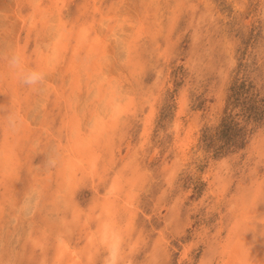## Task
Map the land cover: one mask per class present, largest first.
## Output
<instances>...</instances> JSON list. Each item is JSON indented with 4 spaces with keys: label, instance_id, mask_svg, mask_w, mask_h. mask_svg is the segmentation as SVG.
<instances>
[{
    "label": "rangeland",
    "instance_id": "obj_1",
    "mask_svg": "<svg viewBox=\"0 0 264 264\" xmlns=\"http://www.w3.org/2000/svg\"><path fill=\"white\" fill-rule=\"evenodd\" d=\"M27 1L0 0V264H55L60 233L81 254L76 264H106L95 233L110 198L118 264H225L237 231L245 256L264 255V0ZM17 48L30 67L45 63L40 85L9 71ZM81 139L97 155L94 172L67 162ZM87 233L98 239L94 256L82 252Z\"/></svg>",
    "mask_w": 264,
    "mask_h": 264
},
{
    "label": "bare ground",
    "instance_id": "obj_2",
    "mask_svg": "<svg viewBox=\"0 0 264 264\" xmlns=\"http://www.w3.org/2000/svg\"><path fill=\"white\" fill-rule=\"evenodd\" d=\"M31 1V0H30ZM57 1V0H56ZM115 0H113V2L112 3H115L114 2ZM159 1H161V0H159ZM27 2H29V0L27 1ZM33 2V1H32ZM157 2V1H156ZM50 3H51V1H50ZM64 3V2H63ZM92 3V2H91ZM117 3V2H116ZM126 3V2H125ZM158 3V2H157ZM180 3H182V1L180 2ZM52 4V3H51ZM49 5V4H48ZM60 5V4H59ZM100 5H101V2H100ZM99 5V6H100ZM117 5V4H116ZM119 6H120V4H118ZM174 5V4H173ZM30 6H32V7H34L33 5H30ZM114 6V5H113ZM180 6V5H179ZM31 7V8H32ZM58 7V6H57ZM60 7V6H59ZM108 7H109V5H108ZM38 8V7H37ZM44 8V7H43ZM46 8V7H45ZM98 9H100V8H98ZM103 9V8H102ZM101 9V10H102ZM112 9H113V7H112ZM161 9V8H160ZM115 10V9H114ZM16 11V10H15ZM31 11V10H30ZM40 11V10H39ZM38 11V12H39ZM48 11H50V10H48ZM51 11H52V9H51ZM97 11V10H96ZM33 12V11H32ZM31 12V13H32ZM38 12H35V13H38ZM42 12V11H41ZM104 12V11H103ZM113 12V11H112ZM116 12V11H115ZM160 12V11H159ZM19 13V12H18ZM24 13V12H23ZM26 13V12H25ZM34 13V14H35ZM96 13V12H95ZM107 13V12H106ZM158 13V12H157ZM22 14V13H21ZM20 14V15H21ZM42 14H44L43 12H42ZM52 14V13H51ZM54 14V13H53ZM104 14V13H103ZM109 14V13H108ZM116 14V13H115ZM118 14V13H117ZM156 14V13H155ZM14 15V14H13ZM27 15V14H26ZM25 15V16H26ZM56 15V14H55ZM93 15V14H92ZM95 15V14H94ZM94 15H93V17H94ZM35 16V15H34ZM36 16H39V15H36ZM40 16H41V14H40ZM51 16V15H50ZM109 16V15H108ZM155 16V15H154ZM160 16V15H159ZM51 17H53V16H51ZM50 17V18H51ZM102 17H103V15H102ZM157 17V16H156ZM42 18V17H41ZM56 18V17H55ZM54 18V19H55ZM107 18V17H106ZM111 18V17H110ZM109 18V19H110ZM139 18V17H138ZM18 19V18H17ZM21 18H19V20H20ZM30 19V18H29ZM38 19V18H37ZM44 17H43V22H44ZM103 19V18H102ZM25 20V19H24ZM82 20V19H81ZM85 20V19H84ZM126 20V19H125ZM18 21V20H17ZM21 21V20H20ZM36 21V20H35ZM51 21H52V19H51ZM50 20H49V22L50 23H52ZM57 21V20H56ZM58 21H59V19H58ZM74 21H75V19H74ZM89 22V21H88ZM112 22V21H111ZM38 23V22H37ZM46 22H44V24H45ZM57 22H55V24H56ZM59 23H60V21H59ZM91 23V22H90ZM96 23V22H95ZM120 23V22H119ZM158 23V22H157ZM169 23V22H168ZM44 24H41L42 26L44 25ZM54 24V23H53ZM86 24V23H85ZM121 24H122V22H121ZM22 25V24H21ZM40 25V26H41ZM63 25V24H62ZM90 25V24H89ZM105 25V24H104ZM109 25H110V28L109 29H111V24L109 23ZM158 25V24H157ZM25 26H26V24H25ZM28 26V25H27ZM42 26H41V28H42ZM52 26V25H51ZM54 26V25H53ZM70 26V25H69ZM102 26V25H101ZM113 26V25H112ZM122 26H123V24H122ZM121 26V27H122ZM145 26V25H144ZM2 27V26H1ZM5 27V26H4ZM9 27V26H8ZM23 27V26H22ZM45 27V26H44ZM62 27V26H61ZM68 27V26H67ZM67 27H65V28H67ZM89 27V26H88ZM98 27V26H97ZM102 27H105V26H102ZM109 26H107V28H108ZM168 27V26H167ZM169 27H170V25H169ZM12 28V27H11ZM26 28V27H25ZM39 28V27H38ZM60 28V27H59ZM96 28V27H95ZM106 28V27H105ZM105 28H103V29H105ZM120 28V27H119ZM123 28V27H122ZM1 29V28H0ZM6 29V28H5ZM9 29V28H8ZM43 29V28H42ZM42 29H40V30H42ZM79 29V28H78ZM82 29V28H81ZM11 30V29H10ZM10 30H8V32L10 31ZM12 30H13V28H12ZM44 30V29H43ZM46 30H47V28H46ZM77 30V29H76ZM83 30V29H82ZM92 30V29H91ZM122 30V29H121ZM120 30V31H121ZM169 30V29H168ZM37 31V30H36ZM50 31V30H49ZM69 31V30H68ZM99 31V30H98ZM97 31V32H98ZM110 31H112V30H110ZM110 31L108 32V33H110ZM138 31H140V30H138ZM3 32V31H2ZM15 32V31H14ZM29 32V31H28ZM46 32V31H45ZM57 32H58V30H57ZM76 32V31H75ZM78 32V31H77ZM90 32V31H89ZM104 32V31H103ZM136 32V31H135ZM143 32V31H142ZM4 33V32H3ZM50 33V32H49ZM59 33V32H58ZM62 33V32H61ZM69 33V32H68ZM68 33H66V34H68ZM71 33V32H70ZM69 33V34H70ZM79 33V32H78ZM87 33H88V31H87ZM102 33V32H101ZM115 33V32H114ZM138 33V32H137ZM141 33V32H140ZM144 33V32H143ZM10 34V33H9ZM64 34V33H63ZM94 34V33H93ZM99 34V33H98ZM120 34V33H119ZM142 34V33H141ZM6 35V34H5ZM21 35V34H20ZM27 35H28V33H27ZM36 35H38V33H36ZM55 35V34H54ZM78 35V34H77ZM86 35V33H82L81 34V36H83L84 38L86 37L85 36ZM88 35V34H87ZM102 35V34H101ZM136 35V34H135ZM17 36V35H16ZM29 36V35H28ZM56 36H57V34H56ZM55 36V37H56ZM58 36H59V34H58ZM64 36V35H63ZM74 36V35H73ZM80 36V35H79ZM81 36H80V39H81ZM91 36V35H90ZM89 36V37H90ZM105 36V35H104ZM120 36V35H119ZM12 37V36H11ZM60 37V36H59ZM67 37H69V35L67 36ZM66 36H65V38H67ZM71 37H72V35H71ZM76 37V36H75ZM101 37V36H100ZM111 37V36H110ZM117 37V36H116ZM19 38H21V37H19ZM27 38V37H26ZM23 39L24 40V42H27L26 40H28V38L27 39ZM51 38V37H50ZM62 38V37H61ZM77 38H79V37H77ZM87 38V37H86ZM109 38V37H108ZM119 38V37H118ZM122 38V37H121ZM154 38V37H153ZM36 39H37V36H36ZM52 39V38H51ZM58 40H59V38H57ZM69 39H71V38H69ZM105 39V38H104ZM114 39V38H113ZM22 40V39H21ZM75 40V39H74ZM89 40V39H88ZM110 40H111V38H110ZM14 41V40H13ZM37 41H38V39H37ZM60 41V40H59ZM87 41V40H86ZM102 41V40H101ZM113 40H111V42H112ZM15 42V41H14ZM51 42V41H50ZM70 42V41H69ZM73 42V41H72ZM88 42V41H87ZM97 42H98V40H97ZM39 42H37V44H38ZM47 43V42H46ZM45 43V44H46ZM96 43V42H95ZM113 43V42H112ZM115 43V42H114ZM126 43V42H125ZM1 44V43H0ZM41 44V43H40ZM44 44V45H45ZM88 44V43H87ZM130 44V43H129ZM12 45H13V43H12ZM25 45H26V43H25ZM47 45H49L48 43H47ZM66 45V44H65ZM72 45V44H71ZM75 45H76V43H75ZM83 45V44H82ZM96 45V44H95ZM102 45V44H101ZM101 45H100V47H101ZM110 45V44H109ZM111 45H113V44H111ZM116 45V44H115ZM115 45H113L115 48L117 47V46H115ZM20 46H21V44H20ZM60 46V45H59ZM61 46H63V43H62V45ZM73 46V45H72ZM85 46V45H84ZM128 46V45H127ZM55 47V46H54ZM78 47V46H77ZM93 47H94V45H93ZM99 47V46H98ZM122 47V46H121ZM12 48V47H11ZM41 48V47H40ZM66 48V47H65ZM68 49H69V47H67ZM72 48V47H71ZM94 48H96V47H94ZM120 48V47H119ZM130 48V47H129ZM17 49H19V48H17ZM27 49V48H26ZM63 49V48H62ZM88 49H90V48H88ZM99 49H101V48H99ZM104 49V48H103ZM106 49V48H105ZM110 49V48H109ZM113 49V48H112ZM111 49V50H112ZM38 50V49H37ZM43 50V49H42ZM46 50V49H45ZM60 50V49H59ZM73 50V49H72ZM96 50V49H95ZM98 50V49H97ZM82 51V50H81ZM91 51H93V49L91 50ZM102 51V50H101ZM116 51V50H115ZM31 52H33V51H31ZM36 52V51H35ZM38 52H40L39 50H38ZM72 52V51H71ZM70 52V53H71ZM75 52V51H74ZM99 52V51H98ZM1 53H2V51H1ZM6 53V52H5ZM7 53H8V51H7ZM46 53H48V52H46ZM52 53V52H51ZM101 53V52H100ZM99 53V54H100ZM117 53H119V51L117 52ZM26 54V53H25ZM28 54V53H27ZM43 54V53H42ZM76 54V53H75ZM112 54V53H111ZM5 55V54H4ZM3 55V56H4ZM31 54H29V56H30ZM82 55V54H81ZM80 55V56H81ZM95 55V54H94ZM75 56H77V55H75ZM74 56V57H75ZM90 56V55H89ZM93 56V55H92ZM117 56V55H116ZM38 57V56H37ZM109 57V56H108ZM120 57V56H119ZM126 57H128V56H126ZM6 58V57H5ZM42 58V57H41ZM51 58V57H50ZM70 58V57H69ZM71 58H73V57H71ZM77 58V57H76ZM81 58V57H80ZM139 58V57H138ZM79 59V58H78ZM89 59V58H88ZM90 59H92V58H90ZM97 59H98V56H97ZM100 59V58H99ZM124 59V58H123ZM130 59V58H129ZM42 60V59H41ZM51 60V59H50ZM54 60H56V59H54ZM74 60V59H73ZM82 60H83V58H82ZM112 60V59H111ZM128 60V59H127ZM28 61V60H27ZM31 61V60H30ZM45 61V60H44ZM57 61H58V59H57ZM60 61V60H59ZM77 61V60H76ZM79 61V60H78ZM84 61V60H83ZM82 61V62H83ZM37 62H38V60H37ZM42 62L43 61H41L40 63H38V67H40L41 65H42ZM81 62V63H82ZM92 62V61H91ZM99 62V61H98ZM118 62H120V61H118ZM44 63V62H43ZM54 63H56V62H54ZM69 63V62H68ZM77 63V62H76ZM79 63V62H78ZM85 63V62H84ZM97 63V62H96ZM1 64V63H0ZM45 64V63H44ZM57 64V63H56ZM90 64V63H89ZM120 64V63H119ZM55 65V64H54ZM62 65H63V63H62ZM61 65V66H62ZM66 65V64H65ZM79 65V64H78ZM77 65V66H78ZM87 65H88V63H87ZM92 65V64H91ZM95 65V64H94ZM7 66V65H6ZM31 66V65H30ZM76 66V67H77ZM81 66V65H80ZM3 67V66H2ZM8 67V66H7ZM33 67V66H32ZM56 67V66H55ZM58 67V66H57ZM60 67V66H59ZM68 67V66H67ZM108 67V66H107ZM62 68V67H61ZM131 68V67H130ZM77 69H78V67H77ZM132 69V68H131ZM131 69H130V71H131ZM63 70V69H62ZM66 70V69H65ZM89 70V69H88ZM95 70V69H94ZM4 71V70H3ZM54 71V70H53ZM70 71V70H69ZM96 71H98V70H96ZM123 71H124V69H123ZM6 72V71H5ZM46 72V71H45ZM48 72V71H47ZM46 72V73H47ZM98 72H100V70L98 71ZM105 72V71H104ZM4 73V72H3ZM6 73H8V72H6ZM58 73V72H57ZM69 73V72H68ZM78 73H79V71H78ZM86 73H89V72H86ZM85 73V75H87ZM121 73V72H120ZM2 73H0V75H1ZM5 74V73H4ZM12 74V73H11ZM93 74V73H92ZM9 75V74H8ZM7 75V76H8ZM61 75H63V74H61ZM67 75V74H66ZM72 75H73V73H72ZM82 75V74H81ZM84 75V76H85ZM123 75V74H122ZM3 76V75H2ZM69 76V75H68ZM77 76V75H76ZM98 76V75H97ZM99 76H100V74H99ZM98 76V77H99ZM1 77V76H0ZM4 77H6V76H4ZM57 77V76H56ZM88 77V76H87ZM97 77V78H98ZM112 77V76H111ZM120 77V76H119ZM125 77V76H124ZM135 77V76H134ZM2 78V77H1ZM13 78V77H12ZM60 78V77H59ZM65 78H66V76H65ZM77 78V77H76ZM80 78V77H79ZM85 78V77H84ZM136 78V77H135ZM15 79V78H14ZM49 79V78H48ZM68 79V78H67ZM100 79V78H99ZM111 79V78H110ZM113 79H115V78H113ZM7 81H8V79H6ZM16 80H18V79H16ZM52 80V79H51ZM124 80V79H123ZM10 81V80H9ZM71 81V80H70ZM81 81V80H80ZM110 81V80H109ZM51 82V81H50ZM73 82V81H72ZM71 82V83H72ZM74 82H75V79H74ZM92 82V81H91ZM19 83H21V82H19ZM69 83V82H68ZM88 83V82H87ZM90 83V82H89ZM88 83V84H89ZM122 82H120V84H121ZM8 85H9V83H7ZM1 85V84H0ZM4 85V84H3ZM93 85H94V83H93ZM101 85V84H100ZM16 86V85H15ZM18 86H19V84H18ZM21 86L22 85H20V88H21ZM64 86H65V83H64ZM85 86H86V84H85ZM99 86V85H98ZM97 86V87H98ZM115 86V85H114ZM117 86V85H116ZM8 87H10V86H8ZM8 87H7V89H8ZM58 88H60L59 86H57ZM16 88V87H15ZM32 88V87H31ZM50 88V87H49ZM64 88V87H63ZM78 88V87H77ZM122 88V87H121ZM17 89V88H16ZM19 89V88H18ZM119 89V88H118ZM50 90H51V88H50ZM69 90V89H68ZM97 90H98V88H97ZM105 90V89H104ZM109 90V89H108ZM117 90V89H116ZM11 91V90H10ZM19 91H21V90H19ZM44 91H46V90H44ZM106 91V90H105ZM60 92V91H59ZM63 92V91H62ZM108 92V91H107ZM113 92V91H112ZM112 92H110V93H112ZM13 93V92H12ZM90 93V92H89ZM120 93V92H119ZM5 95L7 94V93H4ZM3 94V95H4ZM9 94V93H8ZM68 94H69V92H68ZM74 94V93H73ZM113 94V93H112ZM1 95V94H0ZM10 95V94H9ZM54 95V94H53ZM80 95V94H79ZM82 95H83V93H82ZM118 95V94H117ZM13 96V95H12ZM11 96V97H12ZM52 96V95H51ZM50 96V97H51ZM65 96V95H64ZM67 96V95H66ZM66 96H65V98H66ZM114 96V95H113ZM8 97V96H7ZM13 97H15V96H13ZM13 97H12V99H13ZM25 97H26V95H25ZM132 97V96H131ZM2 98H3V96H2ZM62 98V97H61ZM67 98H69V97H67ZM67 98H66V100H67ZM6 99V98H5ZM10 99V98H9ZM20 99V98H19ZM21 99H22V97H21ZM52 99V98H51ZM82 99H84V98H82ZM130 99V98H129ZM128 99V100H129ZM7 100H8V98H7ZM56 100V99H55ZM6 101V100H5ZM38 101V100H37ZM42 101V100H41ZM45 101V100H44ZM52 101H53V99H52ZM84 101V100H83ZM14 102H15V100H14ZM57 102V101H56ZM55 102V103H56ZM64 102H65V99H64ZM63 102V103H64ZM69 102V101H68ZM145 102V101H144ZM54 103V104H55ZM66 103V102H65ZM115 103V102H114ZM136 103V102H135ZM142 103V102H141ZM140 103V104H141ZM0 104H3V103H1V101H0ZM7 104H9V103H7ZM13 104V103H12ZM12 104H11V106H12ZM19 103H17V105H18ZM41 104H42V102H41ZM53 103H52V105H54ZM132 104V103H131ZM143 104V103H142ZM40 105V104H39ZM70 105V104H69ZM6 106V105H5ZM4 106V107H5ZM42 106H43V104H42ZM56 106V105H55ZM58 106V105H57ZM87 106V105H86ZM85 106V107H86ZM96 106V105H95ZM126 106H128V105H126ZM131 106V105H130ZM151 106V105H150ZM3 107V106H2ZM1 107V108H2ZM154 107V106H153ZM8 108V107H7ZM33 108H34V106H33ZM46 108V107H45ZM65 108V107H64ZM78 108V107H77ZM85 109V108H84ZM120 109V108H119ZM5 110V109H4ZM23 110V109H22ZM124 110V109H123ZM122 110V111H123ZM127 110V109H126ZM152 110V109H151ZM9 111V110H8ZM16 111H18V110H16ZM72 111V110H71ZM73 112V111H72ZM125 112V111H124ZM150 112V111H149ZM3 112H1V114H2ZM16 113V112H15ZM19 113V112H18ZM17 113V114H18ZM130 113V112H129ZM5 114H7L6 112H5ZM4 114V115H5ZM13 114V113H12ZM23 114V113H22ZM75 114V113H74ZM83 114V113H82ZM81 114V115H82ZM146 114V113H145ZM4 115H3V117H4ZM126 115V114H125ZM6 116V115H5ZM41 116H42V114H41ZM118 116V115H117ZM151 116H152V113H151ZM1 118V119H3L4 120V118ZM7 117V116H6ZM5 117V118H6ZM12 118H14V117H12ZM22 118V117H21ZM25 118V117H24ZM66 118V117H65ZM113 118V117H112ZM111 118V121L113 120ZM23 119V118H22ZM83 119V118H82ZM151 119V118H150ZM15 120V119H14ZM146 120V119H145ZM18 121V120H17ZM64 121H65V119H64ZM68 121V120H67ZM5 122V121H4ZM97 122V121H96ZM116 122V121H115ZM149 122V121H148ZM14 123H17V122H14ZM63 123V122H62ZM67 123V122H66ZM86 123V122H85ZM114 123V122H113ZM121 123V122H120ZM147 123V122H146ZM7 125H9V124H7ZM6 125V126H7ZM66 125H69V127H70V124H66ZM144 125H145V123H144ZM16 126H17V124H16ZM121 126H123L122 124H121ZM8 127V130H11V129H9V128H12V125H11V127L10 126H7ZM36 127V126H35ZM66 127V126H65ZM76 127V130H79L78 129V127L77 126H74V128ZM113 127V126H112ZM144 127V126H143ZM19 128V127H18ZM26 128V127H25ZM126 128V127H125ZM1 129H4L3 127L1 128ZM7 129V128H6ZM13 129V128H12ZM34 129V128H33ZM102 129H104L103 127H102ZM127 129H128V127H127ZM98 131H100V130H98ZM103 131V130H102ZM83 132V131H82ZM178 132V131H177ZM6 133V132H5ZM11 133V132H10ZM47 133V132H46ZM49 133V132H48ZM145 133H147V132H145ZM52 134V133H51ZM88 134H89V132H88ZM7 135V134H6ZM96 135V134H95ZM12 136V135H11ZM18 137H19V135H17ZM40 136V135H39ZM54 136V135H53ZM80 136V135H79ZM92 136V135H91ZM105 136V135H104ZM103 136V137H104ZM26 138H27V136H25ZM48 137V136H47ZM102 137V136H101ZM111 137V136H110ZM113 137V136H112ZM21 138V137H20ZM17 139V138H16ZM19 139V138H18ZM56 139V138H55ZM7 140H9L8 138H7ZM23 140V139H22ZM58 140V139H57ZM70 140V139H69ZM89 140V139H88ZM29 141V140H28ZM8 142H10V141H8ZM13 142V141H12ZM11 142V144H13ZM84 142H86V144H84ZM90 142V141H89ZM182 142V141H181ZM20 143V142H19ZM35 143H37V142H35ZM93 143H95L94 141H93ZM4 144V143H3ZM97 144V143H96ZM141 144V143H140ZM180 144V143H179ZM9 146H10V144H8ZM87 147H86V146ZM95 145V144H94ZM98 145V144H97ZM19 146V145H18ZM63 146V145H62ZM72 146V147H71ZM71 146H70V155H71V157H69V161H67L68 163H69V165H70V167L72 166V168L75 170V169H78V168H76L75 166V164L76 163H78V165L79 164H81V165H83L84 166V164L86 163V161L89 163V166H88V171L91 173V172H94L95 170H96V167H97V165H96V154L95 153H93L91 150L92 149H90L91 148V146H90V144L87 142V141H85V139H81V141L80 142H78L76 145L75 144H71ZM89 146V147H88ZM184 146V145H183ZM11 147V146H10ZM65 147V146H64ZM142 147V146H141ZM16 148V147H15ZM36 148V147H35ZM86 148H88L87 150H85L84 151V149H86ZM184 148V147H183ZM8 149V148H7ZM12 149H14V147L12 148ZM253 149V148H252ZM3 150V149H2ZM10 150V149H9ZM19 150V149H18ZM65 150V149H64ZM12 151V150H11ZM84 151V152H83ZM2 152V151H1ZM16 152V151H15ZM84 153V154H83ZM110 153V152H109ZM55 154V153H54ZM59 154V153H58ZM94 154V155H93ZM57 155V154H56ZM113 155V154H112ZM111 155V156H112ZM1 156V155H0ZM5 157H7V153H6V156ZM15 157V156H14ZM178 157V156H177ZM12 158V157H11ZM24 158V157H23ZM113 158V157H112ZM5 160V159H4ZM9 160H11L10 158H9ZM113 160V159H112ZM179 160H180V158H179ZM178 160V161H179ZM14 161H16V160H14ZM180 162V161H179ZM9 164H11L10 162H9ZM18 164V163H17ZM1 165V164H0ZM19 166V165H18ZM133 166V165H132ZM139 166V165H138ZM12 167V166H11ZM122 167V166H121ZM134 167V166H133ZM19 168V167H18ZM60 168V167H59ZM106 168V167H105ZM136 168V167H135ZM11 169V168H10ZM34 169H35V167H34ZM49 168H47V170H48ZM121 169H123V168H121ZM177 169V168H176ZM36 170H38L37 168L35 169V171ZM46 170V169H45ZM255 170V169H254ZM253 170V171H254ZM42 171V170H41ZM53 171V170H52ZM64 171V170H63ZM77 171V170H76ZM135 171V170H134ZM28 172V171H27ZM31 172V171H30ZM98 172V171H97ZM8 173V172H7ZM36 173V172H35ZM75 173V172H74ZM73 173V171L71 170V174H74ZM108 173V172H107ZM135 173V172H134ZM60 174V173H59ZM116 174V173H115ZM126 174V173H125ZM136 174V173H135ZM171 174V173H170ZM7 175V174H6ZM13 175V174H12ZM35 175V174H34ZM79 175V174H78ZM90 175V174H89ZM112 175V174H111ZM136 175H138V174H136ZM257 175V174H256ZM0 176H2L3 177V175H0ZM8 176V175H7ZM10 176V175H9ZM45 176V175H44ZM125 176V175H124ZM160 176V175H159ZM50 177V176H49ZM62 177V176H61ZM64 177V176H63ZM106 177V176H105ZM114 177V176H113ZM133 177V176H132ZM131 177V178H132ZM134 177H135V175H134ZM1 178V177H0ZM31 178H33V177H31ZM107 178V177H106ZM115 178V177H114ZM120 178V177H119ZM136 178V177H135ZM141 178V177H140ZM34 179V178H33ZM60 179V178H59ZM62 179H64V178H62ZM70 179H72V176L70 177ZM102 179V178H101ZM116 179V178H115ZM118 179V178H117ZM123 179V178H122ZM121 179V180H122ZM143 179V178H142ZM255 179V178H254ZM11 180H12V178H11ZM46 180V179H45ZM111 180V179H110ZM124 180H125V177H124ZM252 180V179H251ZM260 179H258L257 180V182L259 181ZM3 181V180H2ZM119 181H120V179H119ZM134 180H132V182H133ZM136 181V180H135ZM254 181V180H253ZM27 182H29L28 180H27ZM114 182V181H113ZM123 182H125V181H123ZM257 182H256V184H257ZM260 182V181H259ZM30 183V182H29ZM37 183V182H36ZM120 183V182H119ZM126 183V182H125ZM134 183V182H133ZM263 183V182H262ZM261 183V184H262ZM120 184H122V183H120ZM135 184V183H134ZM5 185L7 186V185H9L8 183H5ZM4 185V186H5ZM67 185V184H66ZM114 188H112L114 191H116L117 189H118V184L116 183V182H114ZM123 185V184H122ZM121 185V186H122ZM132 185V184H131ZM136 185V184H135ZM3 186V185H2ZM6 186H5V188H6ZM27 186H28V184H27ZM31 186V185H30ZM30 186H28V189H30L31 191H32V189L30 188ZM91 186H93V185H91ZM127 186V185H126ZM256 186H259V184L258 185H256ZM12 187V186H11ZM128 187V186H127ZM262 188V187H261ZM4 189V188H3ZM7 189V188H6ZM26 189V188H25ZM34 189V188H33ZM94 189V188H93ZM108 189V188H107ZM112 189H111V192H112ZM252 189V188H251ZM255 188H253V190H254ZM258 189V188H257ZM27 190V189H26ZM35 190V189H34ZM33 190V191H34ZM45 190H46V188H45ZM44 190V191H45ZM125 190H126V188H125ZM127 190H129V189H127ZM250 190V189H249ZM3 191H5V190H3ZM7 191V190H6ZM118 191V190H117ZM133 191V190H132ZM258 191V190H257ZM19 192V191H18ZM25 192V191H24ZM36 192V191H35ZM49 192V191H48ZM134 192V191H133ZM259 192V191H258ZM4 193H7V192H4ZM28 193V192H27ZM38 193V192H37ZM249 193H251V192H249ZM254 193V192H253ZM14 194H15V192H14ZM31 194V193H30ZM256 194V193H255ZM11 195V194H10ZM112 195V194H111ZM114 195V194H113ZM117 195V194H116ZM115 195V196H116ZM247 195V194H246ZM251 195V194H250ZM32 196H34L33 194H32ZM114 196V197H115ZM134 196H135V194H134ZM245 196V195H244ZM248 196V195H247ZM252 196V195H251ZM35 197V196H34ZM33 197V198H34ZM51 197V196H50ZM110 197H112V196H110L109 195V197H106V199H108V198H110ZM250 197V196H249ZM254 197V196H253ZM20 198V197H19ZM45 198V197H44ZM52 198V197H51ZM252 198V197H251ZM255 198V197H254ZM263 198V197H262ZM14 199V198H13ZM36 199V198H35ZM111 199V198H110ZM109 199V200H110ZM117 199V198H116ZM132 199V198H131ZM249 199V198H248ZM0 200H1V198H0ZM10 200H11V198H10ZM25 200V199H24ZM34 200V199H33ZM75 200V199H74ZM107 200V202H105V207H106V209L103 207V209H105V211L106 212H108L107 213V219L106 220H99V225H98V228H97V232L95 233V234H97L98 233V235L100 236V238H101V243H103L104 244V249L108 252L109 251V249H108V246H107V244H106V242H105V234H104V232H103V226L106 224V223H108V224H111V225H113L114 227H115V221H114V219L112 220V217H111V215H110V213H109V210L113 207V202H112V200ZM255 200V199H254ZM28 201H29V199H28ZM41 201V200H40ZM43 201V200H42ZM130 201V200H129ZM238 201V200H237ZM247 201V200H246ZM251 201V200H250ZM18 202V201H17ZM263 202V201H262ZM1 203V202H0ZM6 203V202H5ZM7 203H8V201H7ZM26 203V202H25ZM28 203V202H27ZM32 203V202H31ZM44 203V202H43ZM123 203V202H122ZM235 203V202H234ZM15 204V203H14ZM18 204V203H17ZM22 204V203H21ZM29 204H30V202H29ZM35 204V203H34ZM45 204V203H44ZM120 204V203H119ZM134 204V203H133ZM244 204V203H243ZM0 205H2V204H0ZM135 205V204H134ZM16 206V205H15ZM20 206V205H19ZM27 206V205H26ZM42 206V205H41ZM68 206V205H67ZM124 206V205H123ZM253 206H255L256 207V205L254 204ZM12 207V206H11ZM22 207V206H21ZM131 207H132V205H131ZM246 207H247V205H246ZM17 208V207H16ZM57 208V207H56ZM243 208V207H242ZM245 208V207H244ZM19 209V208H18ZM43 209V208H42ZM250 209H251V207H250ZM254 209V208H253ZM2 210V209H1ZM20 210V209H19ZM22 210V209H21ZM33 210V209H32ZM117 210H118V208H117ZM122 210V209H121ZM25 211V210H24ZM27 211V210H26ZM39 211V210H38ZM120 211V210H119ZM131 211H132V209H131ZM128 212H130V210L128 211ZM127 212V213H128ZM248 212V211H247ZM246 212V213H247ZM0 213H2V212H0ZM21 213V212H20ZM135 212H133V214H134ZM5 214V213H4ZM4 214H3V216H4ZM24 214V213H23ZM21 215V214H20ZM32 215V214H31ZM242 215H243V213H242ZM242 215H240V216H242ZM245 215V214H244ZM1 216V215H0ZM23 216V215H22ZM33 216V215H32ZM50 216V215H49ZM133 216V215H132ZM134 216H135V214H134ZM20 217V216H19ZM51 217V216H50ZM54 217V216H53ZM131 217V216H130ZM14 218V217H13ZM49 218V217H48ZM117 218V217H116ZM249 218V217H248ZM252 218V217H251ZM21 219V218H20ZM58 219V218H57ZM61 219H63V218H61ZM100 219V218H99ZM30 220V219H29ZM50 220V219H49ZM112 220V221H111ZM88 221V220H87ZM90 221V220H89ZM120 221H123V220H120ZM45 222V221H44ZM261 222H262V220H261ZM14 223V222H13ZM83 223V222H82ZM3 224H4V222H3ZM2 224V225H3ZM12 224V223H11ZM33 224V223H32ZM38 224V223H37ZM122 224V223H121ZM125 224V223H124ZM241 224V223H240ZM240 224H238V226L240 225ZM30 225V224H29ZM127 225V224H126ZM130 225V224H129ZM241 225H243V224H241ZM8 226V225H7ZM23 226V225H22ZM32 226V225H31ZM41 226H43V225H41ZM123 226V225H122ZM236 226V225H235ZM237 226V227H238ZM244 226V225H243ZM121 227V226H120ZM126 228L128 227V226H125ZM18 228V227H17ZM46 228V227H45ZM47 228H48V226H47ZM54 228V227H53ZM65 228V227H64ZM90 228V227H89ZM88 228V229H89ZM129 228H131L130 226L128 227V231H129ZM235 228V227H234ZM233 228V229H234ZM242 228V227H241ZM28 229V228H27ZM30 229V228H29ZM92 229V228H91ZM94 229V228H93ZM125 229V228H124ZM240 229V228H239ZM238 229V230H239ZM18 230V229H17ZM20 230V229H19ZM26 230V229H25ZM42 230V229H41ZM47 230V229H46ZM51 230V229H50ZM86 230V232H87V229H84V231ZM96 230V229H95ZM123 230V229H122ZM4 231V230H3ZM43 231H44V229H43ZM49 231V230H48ZM52 231V230H51ZM51 231H49V232H51ZM83 231V230H82ZM91 231V230H90ZM124 231V230H123ZM126 231V230H125ZM124 231V232H125ZM135 231V230H134ZM45 232V231H44ZM69 232V231H68ZM79 232H81V231H79ZM85 232V233H86ZM24 233V232H23ZM54 233V232H53ZM83 233V232H82ZM126 233V232H125ZM237 238L235 237V235H234V238L236 239L235 241L233 240L232 241V239H230L229 241H228V243L229 244H225V246H224V244H222L223 246H224V251L225 250H228L229 252H228V256H227V258H228V261L226 262V261H224L225 262V264H264V255H262V256H256V257H253V256H251L250 254H248V255H246L245 256V254L247 253V251H246V253L245 254H243L244 253V251H243V249H246V248H244L245 247V240H244V236H243V234L242 233H239L238 231H237ZM9 234V233H8ZM17 234V233H16ZM19 234H21V233H19ZM33 234V233H32ZM42 234V233H41ZM47 234H48V232H47ZM50 234V233H49ZM56 234V233H55ZM55 234H54V236H55ZM94 234V235H95ZM124 234V233H123ZM144 234V233H143ZM14 235V234H13ZM12 235V236H13ZM57 235V234H56ZM125 235V234H124ZM137 235H138V233H137ZM3 236V235H2ZM59 236V238H58V242L56 243V252H55V261L54 262H56L55 264H76L77 262H80V260H81V254L79 253V251L77 250H74L75 249V247L74 248H72V246H71V243L68 241V239H66L65 238V236H64V234H59L58 235ZM82 236V235H81ZM87 242H86V240H85V242H86V244L87 243H89L88 244V246H84V248H82L83 249V251L82 252H84L83 254L85 255L86 253L87 254H89V255H93L94 256V251L96 252V251H100L99 250V245L97 246V245H95L94 244V242H95V239H96V237H94L93 236V234L92 233H87ZM142 236V235H141ZM4 237V236H3ZM17 237H18V234H17ZM20 237V236H19ZM39 237H41V236H39ZM53 237V236H52ZM162 237V236H161ZM13 238V237H12ZM14 238H16V237H14ZM56 238V237H55ZM84 238V239H85ZM130 238V237H129ZM137 238V237H136ZM142 238V237H141ZM140 238V239H141ZM11 239V238H10ZM43 239H44V237H43ZM76 240H77V238H75ZM81 239H82V237H81ZM157 239H159V238H157ZM16 240V239H15ZM45 240V239H44ZM57 240V239H56ZM98 240V239H97ZM96 240V242H98ZM121 240V239H120ZM135 240V239H134ZM79 241V240H78ZM264 241V240H263ZM4 242V241H3ZM11 242V241H10ZM16 242V241H15ZM14 242V243H15ZM81 242V241H80ZM95 242V243H96ZM124 242V241H123ZM132 242V241H131ZM138 242H139V240H138ZM9 243V242H8ZM40 243V242H39ZM49 243V242H48ZM78 243V242H77ZM121 243V242H120ZM219 243V242H218ZM11 244V243H10ZM81 244V243H80ZM79 244V245H80ZM82 244H84V242L82 243ZM81 244V245H82ZM137 244V243H136ZM17 245V244H16ZM23 245V244H22ZM157 245V244H156ZM220 246H222L221 244H219ZM230 245V246H229ZM76 246H78V245H76ZM83 246V245H82ZM131 246V245H130ZM133 246V245H132ZM131 246V247H132ZM229 246V247H228ZM13 247V246H12ZM14 247H15V244H14ZM54 247V246H53ZM79 247V246H78ZM134 247H135V245H134ZM11 248V247H10ZM221 248V247H220ZM243 248V249H242ZM78 249V248H77ZM122 249H123V247H122ZM130 249V248H129ZM81 250V249H80ZM135 250V249H134ZM219 250V249H218ZM264 250V249H263ZM262 250V251H263ZM11 251V250H10ZM14 252H16V251H14ZM22 252V251H21ZM94 254H93V253ZM132 252V251H131ZM221 252H222V249H221ZM252 252V251H251ZM254 252V251H253ZM224 253V252H223ZM227 253V252H226ZM16 254V253H15ZM244 256H243V255ZM261 254V253H260ZM105 255H107V254H105ZM221 255V254H220ZM104 256V255H103ZM119 256H121V248L119 247ZM10 257H11V255H10ZM86 257H87V255H86ZM97 258V257H96ZM95 258V259H96ZM104 258V257H103ZM121 258V257H120ZM156 258V257H155ZM222 258V257H221ZM47 259V258H46ZM105 259V258H104ZM1 260H2V258H1ZM65 260H67V261H65ZM89 260V259H88ZM118 260H120V259H118ZM223 260V259H222ZM10 262H11V260H9ZM86 261H87V259H86ZM16 262V261H15ZM83 262H85V261H83ZM83 262H81L82 264H84ZM146 263V262H145ZM5 264V263H4ZM49 264V263H48ZM79 264V263H78ZM104 264V263H103ZM106 264H108V262L106 263Z\"/></svg>",
    "mask_w": 264,
    "mask_h": 264
},
{
    "label": "clouds",
    "instance_id": "obj_3",
    "mask_svg": "<svg viewBox=\"0 0 264 264\" xmlns=\"http://www.w3.org/2000/svg\"><path fill=\"white\" fill-rule=\"evenodd\" d=\"M6 62L9 71L25 86L35 87L45 79V72L39 67H30L25 54L20 49H12L7 53ZM9 125L13 119L9 117ZM50 163H54L50 162ZM105 242L108 246V264H118L120 233L113 225L106 223L103 226Z\"/></svg>",
    "mask_w": 264,
    "mask_h": 264
}]
</instances>
